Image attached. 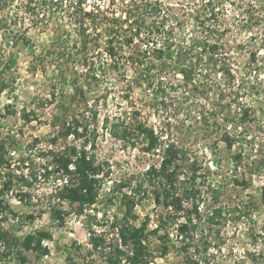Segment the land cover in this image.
I'll return each instance as SVG.
<instances>
[{"label": "rangeland", "instance_id": "obj_1", "mask_svg": "<svg viewBox=\"0 0 264 264\" xmlns=\"http://www.w3.org/2000/svg\"><path fill=\"white\" fill-rule=\"evenodd\" d=\"M130 1L0 0V58L10 63L9 74L15 80L14 91L0 92V107L11 103L18 110L17 114L0 115V138L10 135L14 139L12 143L10 139L8 141L12 169L17 175L14 187L5 194L16 215L10 213L2 220L1 226L21 237L37 229L52 232V238L44 242L50 248L48 254L39 257L33 251H26V259L21 261L16 253L5 255L4 248L0 246V264H71L70 259L77 264H107L109 248L92 249L89 227L96 233H103L108 243H115L118 234L112 221L117 215H122L124 205L122 192L113 191L114 185L127 182L122 191L131 193L132 187L144 179L149 166L161 161L159 149L145 151L141 139L132 144L111 134L104 119L109 117L111 123L121 113L146 121L160 134L163 132L178 145L186 147L194 167L198 168L199 177L194 189L198 190L201 216L193 214L192 221L186 220L183 213L174 216L171 210L155 203L151 192L148 196L143 192H133L138 199L135 223L140 224L149 217V227H158L162 234L167 231L172 245L170 252L161 256L162 239L159 234L151 235L154 256L151 264H183L181 247L186 242H191L190 252L199 251L198 257L207 258L210 264H264V205L261 201L264 185V47L259 50L260 63L263 62L259 72L252 66L244 70V74L246 54L236 53L242 72L238 77H246L245 87H242L245 93L241 95L252 111L251 119L247 121L225 118L229 113L225 104L231 96L228 89L223 91L222 78H214L213 81L212 78L202 77L200 80L197 77L199 88L193 92L184 88L177 91L168 89L166 94L158 97L152 88L144 85L134 84L135 88L130 90L129 85L136 75L134 67H128V76L124 78L109 65L105 48L107 38L103 35L97 39L98 29L90 27L92 37L88 46H84L79 32L82 15L75 13L76 7L81 6L99 9L107 17H117L127 9ZM158 1L164 3L168 7L166 12L178 21H166L163 37L174 31L172 38L176 41V48L189 42L199 0ZM226 7L231 12L239 13L241 10L231 6L230 1ZM259 9L264 13V0L259 2ZM104 20L108 21V18ZM54 46L61 51L67 47L72 52V60L77 63L82 80L90 83L89 106L96 105L98 110L97 121H90L96 136V146L91 147V151L108 175L98 203L82 211L73 210L68 203L55 199L53 191L61 185L60 178L43 175L44 165L49 162L44 151L60 148L63 143L61 139L53 140L58 128L46 122L55 104L40 108L42 123H25L20 118V109L24 105H33L34 97H50L49 89L57 78L53 64L55 59L61 58L47 56L45 68L38 72L30 71L29 63L33 50L39 53ZM85 59L92 62L89 70H86ZM101 70L105 73L99 74ZM179 78L178 74L171 76L174 81ZM88 113L91 115L90 111ZM93 132L91 136H94ZM227 132L235 138L232 147L224 140ZM71 140L69 137L68 141ZM236 155H241V158L236 160ZM187 174L191 175L192 170L184 166L182 176ZM235 179L245 180L248 185L239 184ZM4 181L5 172L0 170V190ZM145 187L150 189L151 186ZM25 193L27 196L23 195ZM54 204L71 211L62 225L52 216ZM191 204V201L185 203L189 209ZM28 214L36 217L30 219ZM181 224L186 228L180 229ZM122 264L129 263L122 259Z\"/></svg>", "mask_w": 264, "mask_h": 264}, {"label": "trees", "instance_id": "obj_2", "mask_svg": "<svg viewBox=\"0 0 264 264\" xmlns=\"http://www.w3.org/2000/svg\"><path fill=\"white\" fill-rule=\"evenodd\" d=\"M227 1H230L235 9H241L240 12H231L226 7ZM261 1L199 0L195 8L192 37L189 42L177 48L176 41L172 38L174 31L163 37L162 30L166 21L172 23L178 21L172 14L166 12L168 7L166 8L161 1L131 0L122 15L112 18L103 15L96 8L87 9L80 6L76 7L75 13L82 15L79 32L84 46H88V40L92 37L90 27L98 29L97 39L103 35L107 38L105 48L110 59L109 65L124 78L128 76V67H134L136 75L129 85L130 90L135 88L134 84L144 85L152 88L153 94L158 97L166 94L168 89L177 91L178 88H184L193 92L199 88L198 78L201 80L202 77H208L213 81L214 78H222L225 86L223 91L228 89L231 96L230 101L225 104L229 112L225 114V118L229 121L236 118L247 121L251 119L252 111L250 106L243 102L241 95L245 93L242 87L246 77L243 76L242 79L238 77L242 72L239 70V57L236 53L246 54L247 61L245 69L242 70L244 74V70L252 66H255L258 72L262 69L263 62L260 63L258 56L260 48L264 47V13L259 9ZM105 18H108V21H105ZM71 55L72 52L68 51L67 47H63L62 51L55 49V46L39 53L33 50L29 63V70L32 72L45 68L47 56L52 59L57 56L61 59H55L56 63H52L56 67L57 78L49 89L50 97H34L33 105L31 103L22 106L20 118L25 123L33 121L42 123L40 108L47 104H55L51 117L46 122L58 128L53 140L61 139L63 143L60 148L53 147L44 151L49 162L44 165L43 175L46 178H60L61 185L56 186L53 191L55 199L68 203L73 210L82 211L98 203L108 172L106 173L103 164L97 161L96 155L91 151V147L96 146V136L95 128H91L90 121H97L98 110L95 108L96 105L89 106L90 83L82 80L77 63L72 60ZM91 63L87 59L84 60L86 70L91 68ZM10 70V63L0 58V92L14 91L15 80L10 76ZM103 73L105 71L101 70L99 74ZM177 74L180 78L172 80L171 76ZM236 82H239V85H236ZM13 113L17 114L18 110L11 103L0 107L1 116ZM104 120L105 126H110V132L115 138L132 144L141 139L144 143L143 149L147 152L159 149L161 161L159 164L149 166L144 173V179L138 181L136 187H132L131 193L122 191L127 182L114 185L113 191L121 190L124 205L122 215H117L112 221V225L117 228V241L108 243L103 233H96L90 226L89 243L92 244V249L109 248L106 252L107 264H122V259L129 264H151L154 258L150 245L151 235L159 234L162 239L161 256L167 255L172 245L167 231L162 234L158 227L154 229L149 227V217L140 224L135 223L138 218L136 213L138 199L133 192H143L144 196L151 192L155 203L171 210L174 216L183 213L186 220L192 221L193 214L201 216L198 190L194 189L199 177L198 168L194 167V161L188 156L186 147L178 145L163 132L160 134L146 121L138 117L132 119L123 113L115 117L111 123L109 117ZM92 131L94 136H91ZM69 137H72L71 141H68ZM8 139L11 143L14 142L10 135L0 138V170L5 172V181L0 190V246L4 248L5 255L16 253L23 261L26 259V251H33L39 257L48 254L50 248L44 242L52 238V232L48 229H37L21 237L1 226L2 220L8 218L10 213L16 215L5 197L17 179L12 169ZM35 140L39 141L38 138ZM224 140L229 147L235 143V138L229 132L225 133ZM234 158L239 160L241 155ZM22 161L25 162L26 159L23 158ZM184 166L190 167L191 175L182 176ZM22 178L27 180L24 176ZM235 181L248 185L245 180ZM149 184L150 189L144 188V185ZM23 195L27 196V193ZM187 201H191V209L186 207ZM261 201L264 205V185L261 190ZM51 211L53 218L57 219L60 225L66 222L67 215L71 212L59 208L56 204L51 207ZM28 217L34 219L36 215L28 214ZM185 228L186 225L181 224L180 229ZM190 246L191 242H186L181 247L184 252L183 264H210L207 258L198 257L199 251L190 252ZM70 260L71 264H77Z\"/></svg>", "mask_w": 264, "mask_h": 264}]
</instances>
